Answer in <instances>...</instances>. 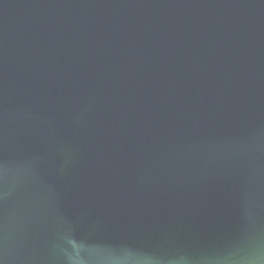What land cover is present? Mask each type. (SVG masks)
<instances>
[{
  "label": "water",
  "instance_id": "1",
  "mask_svg": "<svg viewBox=\"0 0 264 264\" xmlns=\"http://www.w3.org/2000/svg\"><path fill=\"white\" fill-rule=\"evenodd\" d=\"M0 264H264V0H0Z\"/></svg>",
  "mask_w": 264,
  "mask_h": 264
}]
</instances>
